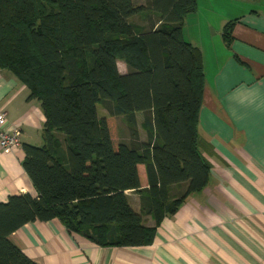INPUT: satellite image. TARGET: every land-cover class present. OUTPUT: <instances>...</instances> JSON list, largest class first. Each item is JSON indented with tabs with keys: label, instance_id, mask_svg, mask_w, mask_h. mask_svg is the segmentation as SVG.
Instances as JSON below:
<instances>
[{
	"label": "trees",
	"instance_id": "1",
	"mask_svg": "<svg viewBox=\"0 0 264 264\" xmlns=\"http://www.w3.org/2000/svg\"><path fill=\"white\" fill-rule=\"evenodd\" d=\"M196 10L197 0H0V70L26 86L45 117L43 146L23 145L37 196L0 204V264H35L9 240L34 222L57 220L103 248L150 246L164 219L207 187L202 54L183 38ZM237 22L223 28L227 44ZM116 118L129 130L117 144ZM127 192L138 195V212Z\"/></svg>",
	"mask_w": 264,
	"mask_h": 264
},
{
	"label": "crops",
	"instance_id": "2",
	"mask_svg": "<svg viewBox=\"0 0 264 264\" xmlns=\"http://www.w3.org/2000/svg\"><path fill=\"white\" fill-rule=\"evenodd\" d=\"M206 1L204 15L197 0L196 12L185 18L183 38L202 54L199 136L211 166L207 187L164 219L150 246L103 248L57 220L29 223L9 240L35 264H264V0ZM234 20L227 44L223 28ZM29 94L0 70V111L7 128L21 130L19 148H0V204L16 195L37 196L22 167L23 145L43 146L45 117ZM138 170L147 188L144 166ZM127 195L138 212V195ZM147 225H153L150 218Z\"/></svg>",
	"mask_w": 264,
	"mask_h": 264
},
{
	"label": "rangeland",
	"instance_id": "3",
	"mask_svg": "<svg viewBox=\"0 0 264 264\" xmlns=\"http://www.w3.org/2000/svg\"><path fill=\"white\" fill-rule=\"evenodd\" d=\"M136 5H141L143 3V0H134ZM207 6V1L206 0H200V5H199V11H202V15L205 14V7ZM132 22H134L137 25H144L145 23H143L139 17H135L132 19ZM187 27L191 30V25L189 26V22L187 21ZM202 24H203V19H202ZM118 69L120 71V73L124 74L126 73V67L124 65L123 62H119L118 63ZM209 79V77H207ZM210 80V79H209ZM98 110H99V114L104 117L107 116L106 112L102 109V107L98 106ZM143 117L141 115H139V120H138V126H139V131L141 134V139H145V132L144 130L141 128V123H142ZM126 120H124L123 118H116L115 119V131L113 133V141L115 144H117L118 142H122V141H127L128 137H129V130L127 127V124L125 122Z\"/></svg>",
	"mask_w": 264,
	"mask_h": 264
},
{
	"label": "built area",
	"instance_id": "4",
	"mask_svg": "<svg viewBox=\"0 0 264 264\" xmlns=\"http://www.w3.org/2000/svg\"><path fill=\"white\" fill-rule=\"evenodd\" d=\"M6 113L0 111V148L9 151L21 146V130L18 126L7 128Z\"/></svg>",
	"mask_w": 264,
	"mask_h": 264
}]
</instances>
